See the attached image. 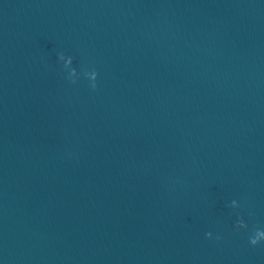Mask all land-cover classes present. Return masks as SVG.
I'll use <instances>...</instances> for the list:
<instances>
[{"label":"water","instance_id":"95a60500","mask_svg":"<svg viewBox=\"0 0 264 264\" xmlns=\"http://www.w3.org/2000/svg\"><path fill=\"white\" fill-rule=\"evenodd\" d=\"M256 228L264 0H0V264H264Z\"/></svg>","mask_w":264,"mask_h":264},{"label":"clouds","instance_id":"9594fccd","mask_svg":"<svg viewBox=\"0 0 264 264\" xmlns=\"http://www.w3.org/2000/svg\"><path fill=\"white\" fill-rule=\"evenodd\" d=\"M58 60L63 63V67L68 73L67 79L69 82L72 84L77 83L78 73L76 69L72 67L73 58L71 56L66 57L63 52H60L58 53ZM83 75L90 82L89 86L91 90L95 91L97 89L98 73L95 70H92L91 72L84 71ZM230 207L237 209L240 207V205L237 203V201L233 200L230 204ZM235 227L236 229H245L247 228V224L244 222L242 217H239ZM205 235L207 239H212L211 232L206 233ZM216 239H219V237L217 236ZM248 242L252 247H256L257 245L264 242V230L256 228L254 233L249 236Z\"/></svg>","mask_w":264,"mask_h":264}]
</instances>
